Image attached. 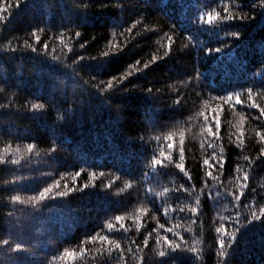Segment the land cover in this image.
<instances>
[{
	"label": "trees",
	"instance_id": "16d2710c",
	"mask_svg": "<svg viewBox=\"0 0 264 264\" xmlns=\"http://www.w3.org/2000/svg\"><path fill=\"white\" fill-rule=\"evenodd\" d=\"M0 264H264V0H0Z\"/></svg>",
	"mask_w": 264,
	"mask_h": 264
}]
</instances>
